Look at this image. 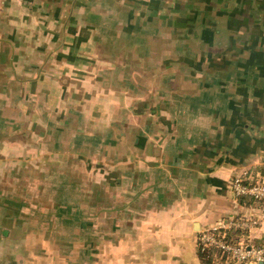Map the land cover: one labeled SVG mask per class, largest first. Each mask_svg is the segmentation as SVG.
<instances>
[{
  "label": "crops",
  "instance_id": "obj_1",
  "mask_svg": "<svg viewBox=\"0 0 264 264\" xmlns=\"http://www.w3.org/2000/svg\"><path fill=\"white\" fill-rule=\"evenodd\" d=\"M245 171L264 0H0V264H206Z\"/></svg>",
  "mask_w": 264,
  "mask_h": 264
},
{
  "label": "built area",
  "instance_id": "obj_2",
  "mask_svg": "<svg viewBox=\"0 0 264 264\" xmlns=\"http://www.w3.org/2000/svg\"><path fill=\"white\" fill-rule=\"evenodd\" d=\"M230 187L237 202L240 196H248L254 199L255 205L249 213V203L241 204L246 211L222 218L202 230L199 244L215 247L226 254V262L219 264H264V244L243 235L264 218V173L245 171L231 179ZM231 229L233 231H229Z\"/></svg>",
  "mask_w": 264,
  "mask_h": 264
},
{
  "label": "trees",
  "instance_id": "obj_3",
  "mask_svg": "<svg viewBox=\"0 0 264 264\" xmlns=\"http://www.w3.org/2000/svg\"><path fill=\"white\" fill-rule=\"evenodd\" d=\"M254 199L248 196H240L239 203L240 204H248L253 202ZM229 231H233L232 229ZM236 232L239 230H235ZM198 252L201 259L206 264H218L220 262H226V254H223L219 249L212 246H204L203 243L198 245ZM228 264V263H227Z\"/></svg>",
  "mask_w": 264,
  "mask_h": 264
}]
</instances>
